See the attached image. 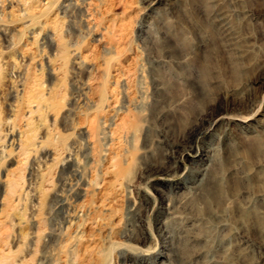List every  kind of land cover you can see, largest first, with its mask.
Returning a JSON list of instances; mask_svg holds the SVG:
<instances>
[{"label":"rangeland","instance_id":"rangeland-1","mask_svg":"<svg viewBox=\"0 0 264 264\" xmlns=\"http://www.w3.org/2000/svg\"><path fill=\"white\" fill-rule=\"evenodd\" d=\"M0 264H264V0H0Z\"/></svg>","mask_w":264,"mask_h":264},{"label":"bare ground","instance_id":"bare-ground-1","mask_svg":"<svg viewBox=\"0 0 264 264\" xmlns=\"http://www.w3.org/2000/svg\"><path fill=\"white\" fill-rule=\"evenodd\" d=\"M119 43V42H118ZM115 45V44H114ZM120 47V46H119ZM115 51H117V49L115 50ZM68 56H63V58H67ZM39 94V93H38ZM42 97V96H41ZM41 106H42V103H40V102H38V104H37V111L41 108ZM32 113H34L32 110L31 111H29V114H32ZM28 114V113H27ZM29 125V124H28Z\"/></svg>","mask_w":264,"mask_h":264}]
</instances>
